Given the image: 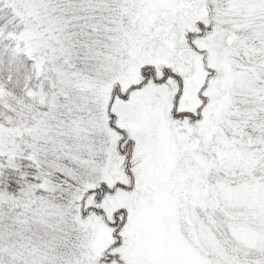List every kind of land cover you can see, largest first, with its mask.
<instances>
[{
    "label": "snow or ice",
    "instance_id": "snow-or-ice-1",
    "mask_svg": "<svg viewBox=\"0 0 264 264\" xmlns=\"http://www.w3.org/2000/svg\"><path fill=\"white\" fill-rule=\"evenodd\" d=\"M0 264H264V0H0Z\"/></svg>",
    "mask_w": 264,
    "mask_h": 264
}]
</instances>
